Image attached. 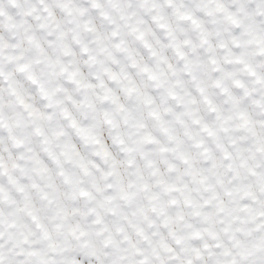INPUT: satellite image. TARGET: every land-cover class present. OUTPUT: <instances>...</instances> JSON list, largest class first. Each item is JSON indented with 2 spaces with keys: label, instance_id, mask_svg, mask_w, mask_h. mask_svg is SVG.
I'll list each match as a JSON object with an SVG mask.
<instances>
[{
  "label": "clouds",
  "instance_id": "9594fccd",
  "mask_svg": "<svg viewBox=\"0 0 264 264\" xmlns=\"http://www.w3.org/2000/svg\"><path fill=\"white\" fill-rule=\"evenodd\" d=\"M0 264H264V0H0Z\"/></svg>",
  "mask_w": 264,
  "mask_h": 264
}]
</instances>
